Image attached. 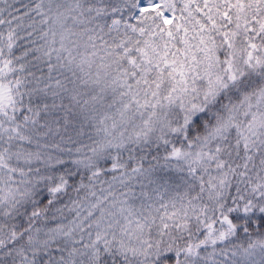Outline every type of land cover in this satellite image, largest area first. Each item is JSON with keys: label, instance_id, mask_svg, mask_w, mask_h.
Returning <instances> with one entry per match:
<instances>
[{"label": "snow or ice", "instance_id": "6c2138e0", "mask_svg": "<svg viewBox=\"0 0 264 264\" xmlns=\"http://www.w3.org/2000/svg\"><path fill=\"white\" fill-rule=\"evenodd\" d=\"M0 264H264V0H0Z\"/></svg>", "mask_w": 264, "mask_h": 264}]
</instances>
